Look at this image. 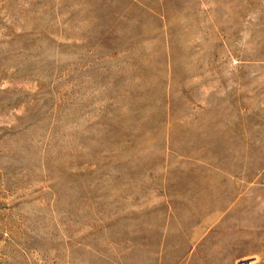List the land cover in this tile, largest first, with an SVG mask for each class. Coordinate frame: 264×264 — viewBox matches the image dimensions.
<instances>
[{
	"label": "rangeland",
	"instance_id": "rangeland-1",
	"mask_svg": "<svg viewBox=\"0 0 264 264\" xmlns=\"http://www.w3.org/2000/svg\"><path fill=\"white\" fill-rule=\"evenodd\" d=\"M0 264H264V0H0Z\"/></svg>",
	"mask_w": 264,
	"mask_h": 264
}]
</instances>
